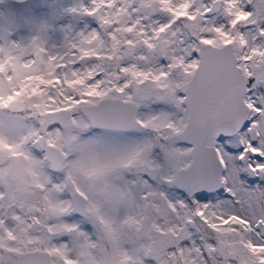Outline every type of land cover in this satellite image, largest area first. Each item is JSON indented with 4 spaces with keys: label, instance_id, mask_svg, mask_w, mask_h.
<instances>
[{
    "label": "snow or ice",
    "instance_id": "obj_1",
    "mask_svg": "<svg viewBox=\"0 0 264 264\" xmlns=\"http://www.w3.org/2000/svg\"><path fill=\"white\" fill-rule=\"evenodd\" d=\"M0 264H264V0L0 14Z\"/></svg>",
    "mask_w": 264,
    "mask_h": 264
},
{
    "label": "rangeland",
    "instance_id": "obj_2",
    "mask_svg": "<svg viewBox=\"0 0 264 264\" xmlns=\"http://www.w3.org/2000/svg\"><path fill=\"white\" fill-rule=\"evenodd\" d=\"M5 1V0H4ZM28 3L20 6L19 13H21L25 8L36 9L41 6V0H27ZM9 11L5 10L0 4V14H5Z\"/></svg>",
    "mask_w": 264,
    "mask_h": 264
},
{
    "label": "water",
    "instance_id": "obj_3",
    "mask_svg": "<svg viewBox=\"0 0 264 264\" xmlns=\"http://www.w3.org/2000/svg\"><path fill=\"white\" fill-rule=\"evenodd\" d=\"M28 2V1H27ZM27 4V3H26ZM25 5V4H24ZM20 4L15 3V0H5V2L3 3V7L8 10V11H12L14 13H18L19 12V8H20Z\"/></svg>",
    "mask_w": 264,
    "mask_h": 264
},
{
    "label": "flooded vegetation",
    "instance_id": "obj_4",
    "mask_svg": "<svg viewBox=\"0 0 264 264\" xmlns=\"http://www.w3.org/2000/svg\"><path fill=\"white\" fill-rule=\"evenodd\" d=\"M5 2V1H4ZM1 6L3 7V4H1ZM4 8V7H3ZM5 9V8H4ZM6 10V9H5ZM8 11V10H7ZM9 12H12V11H9ZM19 13V12H18Z\"/></svg>",
    "mask_w": 264,
    "mask_h": 264
},
{
    "label": "bare ground",
    "instance_id": "obj_5",
    "mask_svg": "<svg viewBox=\"0 0 264 264\" xmlns=\"http://www.w3.org/2000/svg\"><path fill=\"white\" fill-rule=\"evenodd\" d=\"M28 3V2H27Z\"/></svg>",
    "mask_w": 264,
    "mask_h": 264
}]
</instances>
